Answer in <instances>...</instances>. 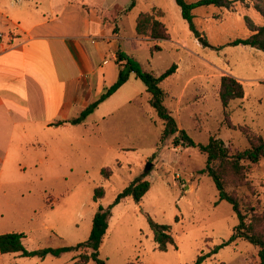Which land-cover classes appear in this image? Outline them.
Segmentation results:
<instances>
[{"label": "rangeland", "instance_id": "1", "mask_svg": "<svg viewBox=\"0 0 264 264\" xmlns=\"http://www.w3.org/2000/svg\"><path fill=\"white\" fill-rule=\"evenodd\" d=\"M93 1L104 8L131 3ZM254 3L235 0L230 8L195 9V25L205 44L191 32L174 0H138L137 6L118 20L122 33L132 36L141 13L155 7L165 12L161 20L170 38L151 43L161 51L142 46L133 56L156 76L173 64L178 66L161 85L168 95L165 104L178 126L197 144H207L214 136L231 153L246 150L250 144L241 128L264 140V52L228 45L249 37L246 17L257 26L264 25ZM224 76L236 78L245 90L244 99L231 102L227 110L219 98ZM149 98L146 93L128 104L121 94L105 107L99 105L98 112L59 139L51 141L45 136V147L33 141L34 147L5 158L4 164L10 167L0 183V234H24L28 250L84 242L99 207L113 205L133 180L143 176L151 189L141 203L129 197L113 207L100 247V258L107 264L137 260L142 264H194L201 255H211L202 264H259L258 248L243 239L214 253L232 237L237 216L228 202L219 201L213 180L200 173L206 156L198 147L177 148L171 141H161L164 125L147 103ZM19 164L30 167L19 172ZM247 165L245 184H229L227 189L237 196L249 221L254 211L264 213V159ZM104 169L112 172L111 177L102 174ZM98 188H103L105 195L95 202ZM146 214L172 227L175 244L167 251L157 249ZM82 252L87 250L45 259L7 254L2 255L0 264H75Z\"/></svg>", "mask_w": 264, "mask_h": 264}, {"label": "crops", "instance_id": "2", "mask_svg": "<svg viewBox=\"0 0 264 264\" xmlns=\"http://www.w3.org/2000/svg\"><path fill=\"white\" fill-rule=\"evenodd\" d=\"M93 2L0 0V33L4 35L0 39V183L10 167L4 164L5 158L34 147L33 141L45 147V136L54 141L83 124L67 121L77 118L117 81L118 52L136 59V48L160 42H150L136 32L122 33L117 23L128 14L129 6L114 3L104 8ZM141 82L132 74L100 106L121 94L128 104L149 94ZM18 166L19 172L30 167Z\"/></svg>", "mask_w": 264, "mask_h": 264}, {"label": "trees", "instance_id": "3", "mask_svg": "<svg viewBox=\"0 0 264 264\" xmlns=\"http://www.w3.org/2000/svg\"><path fill=\"white\" fill-rule=\"evenodd\" d=\"M181 9L183 19L188 23L189 29L196 38H200L201 34L195 25L194 10L201 7H217L230 8L235 0H198L188 2L187 0H174ZM138 0H131L126 10L131 12L137 6ZM254 7L264 19V0H254ZM165 17V12L160 8H153L151 12L141 13L135 23V32L137 36L153 40H169L170 35L166 25L160 20ZM247 27L250 31L249 37L238 39L229 46H245L264 52V25H255L248 17H246ZM152 52L161 51L159 45L150 47ZM117 64L120 65V74L117 81L105 90V92L85 110H83L77 118L67 121L72 125H79L86 121L92 115L101 103L115 94L125 83L128 82L132 74L141 80L150 94L149 104L157 112L158 117L162 120L164 129L161 135V141H171L173 146L190 148L198 147L206 156V166L201 170V174L208 175L214 182L218 191L219 201L228 202L237 216L238 224L234 227L232 237L214 250H218L231 245L237 239H243L258 248L259 264H264V213H256L251 215V219L247 221V214L243 213L237 196L228 191L229 184L242 185L245 184L248 165L258 164L264 159V140L252 131L241 128L245 134L250 147L243 151L231 153L230 149L217 137H210L207 144H197L189 134L178 126L172 112L168 109L165 102L168 97L162 88V83L177 72L178 66L173 64L160 76L144 70L141 64L134 58L124 52L117 53ZM245 96L243 84L232 76H224L221 78L219 98L224 110H227L230 103L236 100H242ZM228 115V112L226 111ZM62 124V123H57ZM102 174L109 178L112 172L107 169ZM151 185L143 176L133 180L116 198L113 205L104 208L99 207L93 219V226L89 238L74 246H67L57 249L45 248L38 250H28L25 246V235L22 233H6L0 235V252L2 255L18 254L22 258H39L45 259L47 256L56 258L66 253L79 252L87 250V252L79 253L75 264H88L93 261L95 264H107L105 260L100 258V247L109 228L112 218L113 207L121 203L126 198H133L136 203H141L143 197L150 191ZM105 195L103 188L95 191L94 200L98 202ZM146 218L153 238L157 244L159 251H167L168 247L175 244L172 234V227L157 223L150 215L146 214ZM211 255H201L194 264H202ZM128 264H142L141 261H133Z\"/></svg>", "mask_w": 264, "mask_h": 264}, {"label": "water", "instance_id": "4", "mask_svg": "<svg viewBox=\"0 0 264 264\" xmlns=\"http://www.w3.org/2000/svg\"><path fill=\"white\" fill-rule=\"evenodd\" d=\"M199 41H200L201 43L205 44V42H204V39H203V38H199Z\"/></svg>", "mask_w": 264, "mask_h": 264}, {"label": "built area", "instance_id": "5", "mask_svg": "<svg viewBox=\"0 0 264 264\" xmlns=\"http://www.w3.org/2000/svg\"><path fill=\"white\" fill-rule=\"evenodd\" d=\"M3 37H4V35L2 33H0V39L3 38Z\"/></svg>", "mask_w": 264, "mask_h": 264}]
</instances>
